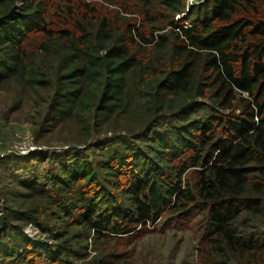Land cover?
Listing matches in <instances>:
<instances>
[{"label":"trees","instance_id":"1","mask_svg":"<svg viewBox=\"0 0 264 264\" xmlns=\"http://www.w3.org/2000/svg\"><path fill=\"white\" fill-rule=\"evenodd\" d=\"M68 1L53 8L54 0H0V83L17 76L40 94L53 90L49 122L78 128L86 136L79 143L112 130L146 132L148 146L117 150L102 164L115 177L128 168L130 209L116 210L109 195L100 211L108 193L85 149L46 183L24 186L41 194L59 188L52 204L58 212L79 206L75 223L97 239L132 235L164 213L198 207L208 215L200 264H264V0H202L182 18L184 0L124 5L141 25L98 2ZM166 118L175 121L158 130ZM76 185L79 201L64 204V190ZM37 213L9 208L0 216V261L38 264L43 255L46 264H72L64 260L75 254L64 233ZM19 222L56 242L41 252Z\"/></svg>","mask_w":264,"mask_h":264},{"label":"rangeland","instance_id":"2","mask_svg":"<svg viewBox=\"0 0 264 264\" xmlns=\"http://www.w3.org/2000/svg\"><path fill=\"white\" fill-rule=\"evenodd\" d=\"M53 8L58 4H67L68 0H54ZM98 2L110 10L119 12V17L135 16L137 25L142 24L139 13L127 14L122 12L124 5L138 6L137 0H89ZM186 9L177 15L182 18L188 12L191 4L202 0H184ZM19 6L22 2H19ZM61 10V9H60ZM52 12H55L53 9ZM61 13V12H60ZM66 15L62 14L61 20ZM120 20V19H119ZM38 90V89H37ZM54 92L50 89L42 90L28 87L13 76L0 83V212L5 216L7 210H36L38 216L47 221L53 231L64 233L75 254L65 256L72 264H200L201 240L207 225V211L193 207L188 214L164 213L157 221L149 222L144 227H137L134 234L124 237L110 236L96 238L94 230L84 223H75V218L81 212L79 206L67 211L58 212L52 204L59 197V188L52 187L51 193L31 191L24 186V182L37 179L40 183L48 181V173H59L60 165L73 164L75 152L79 149L86 150L85 155L92 162L98 172L99 186L108 193L100 211L106 210L109 205V195L113 196V208H133L130 191L134 185L133 179L125 175L115 177L102 171V164L117 150L122 153L137 150L145 152L147 145L146 132H141L139 137L125 133H115L110 130L103 133L94 131L87 142H77L85 139V134L73 126H52L49 122L51 116V103ZM202 110L201 112H206ZM195 116V115H194ZM193 116V118H195ZM174 119H164L160 122L158 130H165ZM20 137H15V133ZM109 138V139H107ZM116 140L114 143L94 146L104 140ZM33 147L34 150H19ZM20 151V152H18ZM21 151H28L21 153ZM38 154L34 159H28L30 154ZM49 157L42 159V155ZM176 165V162L171 163ZM125 170V168L123 169ZM192 169L189 171L191 172ZM80 184V183H77ZM96 185H91L94 187ZM33 193L30 195V193ZM68 201L64 204H73L79 201V187H69ZM100 200V199H99ZM98 200V201H99ZM201 211V212H200ZM57 213L58 217H53ZM23 230L35 243L41 247V252H47L55 239L44 233L35 224L19 222ZM262 228L263 225H261ZM41 254V253H40ZM38 264H46L43 255L38 256ZM6 261H0L5 264Z\"/></svg>","mask_w":264,"mask_h":264},{"label":"built area","instance_id":"3","mask_svg":"<svg viewBox=\"0 0 264 264\" xmlns=\"http://www.w3.org/2000/svg\"><path fill=\"white\" fill-rule=\"evenodd\" d=\"M15 137H20V133H18V132H16L15 133ZM33 147H31V146H29V147H27V149H25V148H22V149H19V150H30V149H32ZM32 150H34V148L32 149ZM28 151H21V153H25V152H28ZM18 152H20V151H18ZM3 213L2 212H0V215H2Z\"/></svg>","mask_w":264,"mask_h":264}]
</instances>
